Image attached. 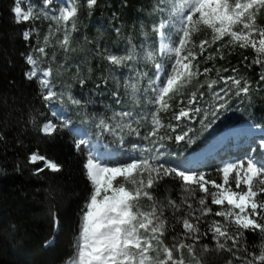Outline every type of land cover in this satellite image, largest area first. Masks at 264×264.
Instances as JSON below:
<instances>
[{
    "label": "snow or ice",
    "instance_id": "6c2138e0",
    "mask_svg": "<svg viewBox=\"0 0 264 264\" xmlns=\"http://www.w3.org/2000/svg\"><path fill=\"white\" fill-rule=\"evenodd\" d=\"M97 4L98 0H84L83 7L91 14ZM81 6V0H41L38 7L29 3L25 10L21 0H14L12 12L17 24L49 22L42 41L36 27L22 32L26 42L33 36L37 38L25 57L30 65L25 75L37 80L46 105L64 104L65 100L76 106L84 103L70 89L73 83L83 88L91 68L84 70L80 63H68L70 54L76 51L72 35L78 29ZM152 11L159 19L153 24L151 43L146 40L138 51L129 40L123 54L96 50L95 54L110 67L126 69L122 82L113 77L114 90L110 93L120 110L112 109L111 116L93 117L99 130L96 140L108 135L123 146L126 138L134 136L141 143L133 145L136 155L121 161L87 147L94 142L90 136L75 142V149L86 153L84 169L91 191L81 209L79 232L67 264H264V161L253 156L226 161L215 170L218 182L205 170L174 166L167 158L172 155L168 141L194 144L199 132L190 124L198 120L200 131L208 129L228 109L232 95L246 97L251 92L247 80L236 75L222 76L218 70V79L207 85L213 103L199 106V89L185 101L184 89L199 76L207 77L213 71L208 67L201 71L200 56L207 62L217 55L223 59L226 48H251L255 53L251 64L261 66L260 79L264 80V24L258 22L264 13V0H156ZM202 28L210 30L211 35L197 44L193 37ZM115 31L120 34L118 27ZM225 37L227 41L219 43ZM217 44L214 51H208ZM48 48L53 49L51 55ZM60 52L63 56L58 60ZM34 53L39 54V60ZM41 63L48 66L41 68ZM53 64L58 78L69 75L71 82L64 89H57L53 83ZM218 83L223 87L214 90ZM108 84L109 77L101 76L95 88L107 89ZM121 89L127 102L121 97ZM204 95L199 92L201 100ZM177 100L179 108L172 115L176 123H163L161 113L171 111L172 102ZM52 117L39 126L46 136H55L72 124L62 112L54 111ZM32 122L35 124V118ZM260 146L264 147V141ZM29 162H43L35 174L46 169L57 173L63 168L38 153L31 154ZM167 180L177 182L176 198L168 189L163 198L157 194ZM53 224L59 227L55 216ZM246 233L257 234L259 242L249 244ZM209 236L214 241L211 248L208 243H201Z\"/></svg>",
    "mask_w": 264,
    "mask_h": 264
},
{
    "label": "trees",
    "instance_id": "16d2710c",
    "mask_svg": "<svg viewBox=\"0 0 264 264\" xmlns=\"http://www.w3.org/2000/svg\"><path fill=\"white\" fill-rule=\"evenodd\" d=\"M83 2L78 29L72 35V46L78 52L70 57L82 69L91 68V74L83 88L73 83L70 91L84 101L80 105L84 115L106 111L111 116L112 109H120L110 95L115 84L113 67L97 56L96 50L110 53L116 49L117 41L136 36L145 8L152 0H98L91 14ZM13 7L14 0H0V133L3 134L0 139V264H67L79 232L81 209L91 191L84 169L86 153L75 149L78 138L69 129L55 136L39 131V126L53 117L40 96L37 80H29L25 75L30 69L25 57L37 38L33 36L26 42L22 32L36 27L42 41L48 25L44 20L17 24ZM259 19H264V13ZM117 27L119 35L115 31ZM46 51L51 55L53 49ZM254 56L253 49L238 46L224 49L223 59L217 55L215 60L204 62L205 57L200 56L201 71L205 67L213 71L199 79L217 80L219 70L222 76L236 75L247 80L251 92L246 97L239 96L238 100L243 102L250 121L257 128H264V80L260 79L261 66L251 64ZM34 57L38 59L39 54L34 53ZM244 57L250 59L246 61ZM225 68L227 72L223 71ZM233 68L237 69L235 73ZM101 76L109 77V84L107 89L97 90L95 84ZM57 89L60 88L57 86ZM199 92L205 94L202 100ZM199 92L200 106L208 95L206 89ZM190 94L184 95L185 100ZM121 97L125 98L122 89ZM33 153L54 159L63 165L62 171L54 173L46 169L35 174L43 162L30 163L29 156ZM53 216L59 219V227L53 224ZM249 241L252 244L256 240L250 237Z\"/></svg>",
    "mask_w": 264,
    "mask_h": 264
},
{
    "label": "rangeland",
    "instance_id": "374dc122",
    "mask_svg": "<svg viewBox=\"0 0 264 264\" xmlns=\"http://www.w3.org/2000/svg\"><path fill=\"white\" fill-rule=\"evenodd\" d=\"M62 2L63 0H54V3ZM29 3H31L35 7H38L41 3V0H21V7L26 10ZM155 3L156 0H152L151 5L145 8V13L140 22L136 36L131 35L130 38H127L123 41H117L116 49L111 50L110 53L123 54L128 47L129 40H131L133 44L137 45L138 51L140 50V45L146 40L148 43L152 42L154 38L152 27L153 24L157 23L159 19L152 11ZM45 22L48 25L49 22ZM258 22L264 24V19L261 20L258 18ZM210 35V30L202 28L199 33H196L194 35L193 39L198 44L201 39L210 38ZM227 39L228 38L225 37V40L219 43H224L227 41ZM217 45L219 46V44ZM232 48L234 47H230L229 49L231 50ZM75 49L76 51L71 53L70 56L78 52L77 48ZM62 56L63 54L58 53L57 59L60 60ZM70 56L68 58V63L75 64V61ZM39 59L40 56L38 57V60ZM47 66V63L40 64L41 68H46ZM52 67L54 69L52 78L53 83H55L58 88L64 89L65 84L69 83L70 81L68 79L69 75L65 74L63 77L58 78L55 75L56 65L53 64ZM112 69L113 77L120 79L122 82L124 70L126 72V69H116L114 67ZM72 70L74 72L75 67H73ZM113 81L115 82V79H113ZM208 82L209 81H201L198 77L184 89V95H186L188 92L196 91L197 89H199V91L206 89L208 96L200 106L207 107L208 104L214 102V99L212 98L211 93L208 90ZM200 84H203L204 86L200 88ZM220 87H223V84L218 83L214 86V90H218ZM229 87H231V85H229ZM124 101L127 102L126 97L124 98ZM175 102L177 103L176 109L174 107ZM47 108L51 111V115L54 111L58 113L62 112L66 118H71L72 124L67 129L73 131L78 140L80 138H88L90 136L94 142L89 144L87 147L94 149V151L99 153L101 156H109L113 159L123 161L128 159L130 156L136 155V153L133 151V145L141 143L138 137L133 136L126 138L123 146H120L113 142L112 137L108 135H104L101 139L96 140V133L99 130L95 127L93 117H98L101 114H106L107 116H109L106 111L99 115L96 113L84 115V113L81 111L80 106L72 105L67 100H65L64 104L53 102L47 105ZM178 108V100L173 101L172 110L166 113H161L162 122L165 124H175L176 121L172 119V115L174 111H178ZM185 123L186 122L181 124V128L184 127ZM189 126L194 127V129L199 132V135L195 137L196 142L194 144H188L185 142L177 143L174 139L167 142L168 151L172 153V155L167 158L172 162L174 166L179 164L181 166L200 168L201 170H205L212 174L213 178H216L219 182V175L215 170L226 161H237L240 159H244L247 156H253L259 161H264V147L260 146L261 142L264 141V128H257L253 124V122L250 121V119L245 114L243 102L239 101L238 97L235 95H232L231 99L229 100L228 109L226 111H222L218 118L208 129L200 131L201 125L198 120L190 124ZM180 130L181 129L178 128L177 132H179ZM165 131L166 130H162V132ZM167 134H171L173 136L175 135L170 132H168ZM165 189H168L170 191L172 198L177 197V182L172 180L165 181L157 193L161 198H163V196L166 194ZM197 195L199 196L201 194L197 193ZM212 207L214 208V210L217 208V206ZM177 230L179 231L178 225ZM246 235L249 244H251L249 241L250 237L255 238L256 243L259 242V236L257 234L246 233ZM252 235L255 236L253 237ZM201 243H208L210 245V248L214 246V241H211L210 236L202 240ZM185 256L187 258L186 251ZM217 264H219V262H217Z\"/></svg>",
    "mask_w": 264,
    "mask_h": 264
}]
</instances>
